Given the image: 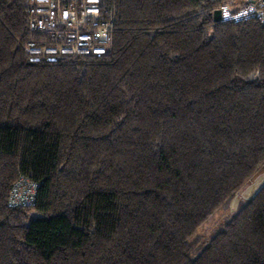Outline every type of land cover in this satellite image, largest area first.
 I'll use <instances>...</instances> for the list:
<instances>
[{"label":"trees","instance_id":"16d2710c","mask_svg":"<svg viewBox=\"0 0 264 264\" xmlns=\"http://www.w3.org/2000/svg\"><path fill=\"white\" fill-rule=\"evenodd\" d=\"M226 1L100 0L102 52L60 54L0 0V264H264V185L199 236L264 170V24Z\"/></svg>","mask_w":264,"mask_h":264},{"label":"built area","instance_id":"2783aa9c","mask_svg":"<svg viewBox=\"0 0 264 264\" xmlns=\"http://www.w3.org/2000/svg\"><path fill=\"white\" fill-rule=\"evenodd\" d=\"M99 1L30 0V28L55 32L58 27H63L67 47L60 45L57 48L60 54H99L101 47L108 43L110 24L101 16ZM219 10L223 22L240 24L256 20L264 24V0H227ZM37 52L46 54L47 50L43 48ZM36 188L37 184L20 177L10 192L9 207L32 206Z\"/></svg>","mask_w":264,"mask_h":264},{"label":"rangeland","instance_id":"374dc122","mask_svg":"<svg viewBox=\"0 0 264 264\" xmlns=\"http://www.w3.org/2000/svg\"><path fill=\"white\" fill-rule=\"evenodd\" d=\"M263 185L264 170L237 194L234 200L230 203L227 211L218 213L215 216V219H212L201 231H199V236H201L202 239H209L212 234L219 229V225H222V223L228 220L231 215L238 210L240 204H244L251 200Z\"/></svg>","mask_w":264,"mask_h":264},{"label":"water","instance_id":"95a60500","mask_svg":"<svg viewBox=\"0 0 264 264\" xmlns=\"http://www.w3.org/2000/svg\"><path fill=\"white\" fill-rule=\"evenodd\" d=\"M213 19L215 22H220L221 21V11L216 10L213 14Z\"/></svg>","mask_w":264,"mask_h":264}]
</instances>
